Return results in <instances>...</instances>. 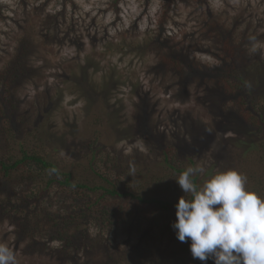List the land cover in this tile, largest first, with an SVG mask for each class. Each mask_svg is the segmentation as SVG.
<instances>
[{"label": "rangeland", "instance_id": "obj_1", "mask_svg": "<svg viewBox=\"0 0 264 264\" xmlns=\"http://www.w3.org/2000/svg\"><path fill=\"white\" fill-rule=\"evenodd\" d=\"M166 4V0H0V71L21 48L22 39L31 41L27 64L33 72L17 93L23 118L28 125L40 122L47 135L64 143L62 149L46 145V150L60 170L74 178L82 175L83 179L95 180L87 160L68 148L89 140L94 133L91 128H98L103 141L114 145L122 155L120 166L128 167V171L120 172V185L144 192L146 197L179 201L185 193L175 177L197 166L205 169L194 176L198 186L218 171L236 168L247 175L248 187L264 195V156L255 151L245 153L244 145L237 140L252 141L256 135H242L232 126L248 105L257 107L250 102L240 107L235 101H221L222 105L216 108L214 103L212 108L203 97L205 85H198L193 78L195 69L187 68L189 74L184 76L155 70L167 55L179 52H171L173 47L188 50L189 58L198 63L216 64L217 59L208 50L214 44L213 33L205 20L212 19L216 25L227 23L231 28L238 24L239 32L256 37L258 50L249 51L251 41L245 45L248 56L244 62L252 68L251 75L262 80L252 86V91L261 94L258 103L264 106V0H171L165 11ZM212 15L216 18L210 19ZM162 40L167 47L159 46ZM183 77L192 79L186 88ZM145 98L150 125L145 135H140L137 117ZM222 109L224 116L220 114ZM91 112L99 115V123L92 124L95 116ZM202 126L207 128L208 142L197 144L190 157L179 151L175 154L176 145V152L170 150L173 146L169 148V160L177 171L167 166L159 153L162 149L156 145V150L150 149V132L157 135L164 131L170 146L167 138L171 140L172 133L190 140L194 132L190 134L189 127L202 130ZM190 142L195 143V139ZM191 156H195L193 164ZM102 164L108 161L104 158ZM82 193L78 188L53 184L48 194L67 205L73 201L82 206L91 200ZM75 197L80 198L75 201ZM104 203L110 209L122 210L124 225L113 234L92 230L94 241L81 236L69 257L61 253L59 241L50 239L53 232L45 229L31 230L16 243L14 226L6 221L0 224V242L15 251L20 264H159L163 248L167 250L171 240L180 247L191 245L190 239L180 242L177 235L171 239L170 232L158 235L169 228L164 220L169 219L168 211L130 197L110 198ZM150 212L156 217L153 238L148 246L140 248L141 243L134 249L133 244L145 233L142 223ZM30 234L38 236L31 237V243Z\"/></svg>", "mask_w": 264, "mask_h": 264}, {"label": "trees", "instance_id": "obj_2", "mask_svg": "<svg viewBox=\"0 0 264 264\" xmlns=\"http://www.w3.org/2000/svg\"><path fill=\"white\" fill-rule=\"evenodd\" d=\"M170 2L171 0H166L165 11L170 8ZM211 18L216 17L212 15ZM205 24L213 33L214 44L208 50L217 59L216 64L209 66L208 64L198 63L189 58L188 50L184 48L175 50V47H173L171 52L177 50L179 52H174L177 54L170 56L167 55L164 60L155 66V70L160 74L176 71L177 73L180 72L179 75L184 76L189 74L187 68L195 69L193 78L195 81H199L198 85H205L206 92L203 97L205 102L208 101L212 108L214 103L216 108L222 105L221 101H235L240 107L248 105L247 102H250V106L255 105L257 108H249L248 105L244 109L245 114L237 115L235 124L233 123L232 126L233 130L241 132L242 135L250 132L256 135V138L252 141L237 139L238 144L244 145L245 153L255 151L264 156V106L258 103L261 94L256 95L252 91V86L262 83V80L255 79L251 75L252 68L244 62L248 56L245 45L249 44V37L252 35L248 36L246 32H239L238 24L231 28L227 23L219 24V21V25H216L212 19L211 22L206 19ZM158 41H160V37H158ZM22 42L21 48H17L15 56L9 61V64L0 71V224L7 221L14 226V235L15 238L17 237L16 243L24 239L31 230L45 229L51 231L53 233L50 234V239L59 241L61 253L64 257H69L70 251L81 236L94 241L91 235L92 230H103L108 234L119 231L122 224L124 225L121 220L126 218H120L122 210L117 207L115 209L108 208L104 200L130 197L137 199L143 205H155L154 207L161 211H168L169 219H163L166 220V226H169V228L158 235H166L170 232L172 239L176 235V230L172 225L177 219L176 204L178 201H170L159 197L149 198L144 195V192H135L127 185L121 186V183H119L121 180L120 172L128 171V167L120 166L123 161L122 155L116 152L114 145L109 146L103 141L98 128H91L94 132L92 138L68 148V150L79 152L78 158L87 160L95 180L83 179L82 175L79 176L80 178H74L70 172L64 174L59 165L51 160L46 145L57 150L62 149L64 143L58 139H53L51 135H47V132L43 131V125L40 122L28 125V120L23 118L24 114L20 109V98L17 93L29 82L33 72L31 71L33 68L27 64L31 41L22 39ZM164 45L167 47L168 44L162 40L159 46ZM258 58L260 59V56ZM183 78V87L186 88V84L190 83L192 79L190 77L187 78L191 80L186 77ZM210 84H213V86H210ZM92 86L94 87V85ZM141 105L136 129L140 135H145V131L150 125L148 121L150 113H147L146 110V98L142 100ZM220 114L224 116L226 113L224 114L222 109ZM93 116L95 117L92 119V124L99 123V115L95 114ZM220 125L227 127L229 124L228 122L224 124L220 122ZM189 130H191L190 134L194 132L195 143L190 142L194 139L187 140L184 135L172 133V139L167 138L171 142L169 146L165 142L166 135L164 131L157 135L150 132V135H148L152 140L150 149L156 150L153 145L162 149L159 153L164 155L167 166L174 171H177L178 168L172 164V160L170 161L169 158L171 151L176 152L174 151L175 145L178 147L175 154L179 151L182 156L190 157L189 155L193 152L192 149L197 144L201 143L204 146L208 142L205 126H202V130L193 129V127H189ZM108 146L113 151H109ZM172 146L173 148H170ZM65 149H67V144ZM168 150L170 153H168ZM194 157L191 156L190 159L192 164ZM104 158L108 161V164H102ZM99 161H101V165H98ZM106 170H109L111 174ZM193 179L197 184L196 178L193 177ZM53 184H58L64 188H78L79 191L90 197L91 200H86L90 203L79 206L78 203L72 201V204L67 205L63 199L58 200L50 197L48 193ZM66 197L69 198V196ZM77 198L80 197H75V201ZM62 203L64 204L62 205ZM53 206H56L57 209L53 210ZM155 218L153 213L150 212L146 221L142 223L146 227L143 229L145 233L140 240L133 244L132 248L136 249L141 243L140 248L148 246L149 240L153 238L151 235ZM158 219L161 220L160 217ZM33 226H36V228L32 229ZM133 231L131 229V233H134ZM46 234L49 235V232ZM102 234L96 233V236ZM35 236L38 237L30 234V243L32 242L31 237ZM33 241L35 244L37 243L36 240ZM168 243H170L169 248L167 250L163 248L160 255L162 260L159 264H213L214 262L213 259L206 262L194 259L190 246L180 247L174 244L175 241L172 240Z\"/></svg>", "mask_w": 264, "mask_h": 264}, {"label": "clouds", "instance_id": "obj_3", "mask_svg": "<svg viewBox=\"0 0 264 264\" xmlns=\"http://www.w3.org/2000/svg\"><path fill=\"white\" fill-rule=\"evenodd\" d=\"M249 51L258 50L249 37ZM203 167H188L175 177L184 191L172 225L180 242L191 240L194 259L215 264H264V195L248 187L247 175L230 168L198 186L193 177ZM131 174L134 173V169ZM0 264H20L15 251L0 242Z\"/></svg>", "mask_w": 264, "mask_h": 264}]
</instances>
